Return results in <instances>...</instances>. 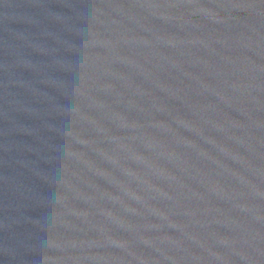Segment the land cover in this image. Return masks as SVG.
Here are the masks:
<instances>
[{
  "label": "water",
  "instance_id": "water-1",
  "mask_svg": "<svg viewBox=\"0 0 264 264\" xmlns=\"http://www.w3.org/2000/svg\"><path fill=\"white\" fill-rule=\"evenodd\" d=\"M0 264H264V0H0Z\"/></svg>",
  "mask_w": 264,
  "mask_h": 264
}]
</instances>
